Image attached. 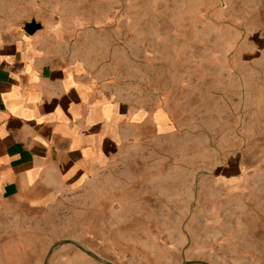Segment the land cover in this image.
Listing matches in <instances>:
<instances>
[{
    "label": "rangeland",
    "instance_id": "obj_1",
    "mask_svg": "<svg viewBox=\"0 0 264 264\" xmlns=\"http://www.w3.org/2000/svg\"><path fill=\"white\" fill-rule=\"evenodd\" d=\"M118 97V147L0 199V264H264V0H0Z\"/></svg>",
    "mask_w": 264,
    "mask_h": 264
},
{
    "label": "crops",
    "instance_id": "obj_2",
    "mask_svg": "<svg viewBox=\"0 0 264 264\" xmlns=\"http://www.w3.org/2000/svg\"><path fill=\"white\" fill-rule=\"evenodd\" d=\"M116 147L118 97L49 62L33 35L0 34V199L37 198Z\"/></svg>",
    "mask_w": 264,
    "mask_h": 264
},
{
    "label": "water",
    "instance_id": "obj_3",
    "mask_svg": "<svg viewBox=\"0 0 264 264\" xmlns=\"http://www.w3.org/2000/svg\"><path fill=\"white\" fill-rule=\"evenodd\" d=\"M41 28H42V25L39 22L34 21V20L30 22H26L23 27L25 33L28 35H34L36 31H38Z\"/></svg>",
    "mask_w": 264,
    "mask_h": 264
}]
</instances>
